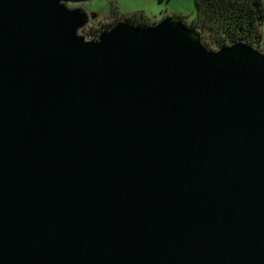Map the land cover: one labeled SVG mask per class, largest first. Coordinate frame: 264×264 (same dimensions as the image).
I'll return each mask as SVG.
<instances>
[{"label": "water", "instance_id": "water-1", "mask_svg": "<svg viewBox=\"0 0 264 264\" xmlns=\"http://www.w3.org/2000/svg\"><path fill=\"white\" fill-rule=\"evenodd\" d=\"M92 1L0 0V264H264V52Z\"/></svg>", "mask_w": 264, "mask_h": 264}, {"label": "trees", "instance_id": "trees-1", "mask_svg": "<svg viewBox=\"0 0 264 264\" xmlns=\"http://www.w3.org/2000/svg\"><path fill=\"white\" fill-rule=\"evenodd\" d=\"M130 20L137 24L135 17ZM263 24L264 0H196L192 19V25L202 31L210 48L246 42L259 49L263 44Z\"/></svg>", "mask_w": 264, "mask_h": 264}, {"label": "rangeland", "instance_id": "rangeland-1", "mask_svg": "<svg viewBox=\"0 0 264 264\" xmlns=\"http://www.w3.org/2000/svg\"><path fill=\"white\" fill-rule=\"evenodd\" d=\"M74 6L84 7L90 13L91 21L80 33L88 40L97 39L103 30L120 21L135 26H152L169 15L177 14L192 25L196 15V0H95ZM132 17L137 19V24L130 20ZM261 32L263 44L259 49L264 52V24Z\"/></svg>", "mask_w": 264, "mask_h": 264}]
</instances>
